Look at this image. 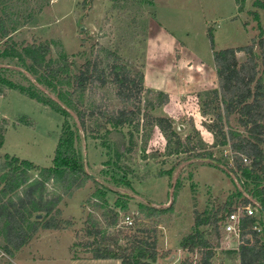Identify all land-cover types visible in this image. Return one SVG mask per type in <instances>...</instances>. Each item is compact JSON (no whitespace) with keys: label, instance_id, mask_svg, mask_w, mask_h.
I'll return each mask as SVG.
<instances>
[{"label":"rangeland","instance_id":"obj_1","mask_svg":"<svg viewBox=\"0 0 264 264\" xmlns=\"http://www.w3.org/2000/svg\"><path fill=\"white\" fill-rule=\"evenodd\" d=\"M261 4L264 0H0V75L7 80L23 86L34 81L17 57L27 44L46 43L47 59L63 67L62 77L98 60L108 77L106 84L90 85L85 93L74 86L63 90L81 110L108 114L124 103L111 81V66L116 63L131 75L144 74L140 113L118 127L95 114L87 116L83 129L72 105L45 85L41 90L68 110L67 117L0 84V123L7 121L0 160L6 161V155L28 156L40 166L51 165L66 120L75 149L96 180L67 195L58 184H46L48 195L61 194L60 213L54 217L69 221L62 229L73 231L77 255L92 256L87 243L94 238L87 231L95 220L102 235L118 239V246L128 251L135 239H156L162 254L156 264L200 263L202 251L182 248V241L197 230L196 211L206 215L220 211L225 216L235 207L261 206L258 191L264 179L257 177L259 173L245 176L241 170L231 171L234 151L221 143L214 128L217 102L208 104L213 101L211 91L219 88L209 33L214 35L215 50L252 44L264 29ZM255 52L260 54L258 45ZM238 53L239 62H245L248 55ZM62 57L70 63L68 69ZM263 68L260 61L264 77ZM135 104L127 105L137 110ZM157 117L167 118L175 134L161 128ZM229 129L244 132L238 115L225 125ZM29 175V181L37 177L35 171ZM146 206L172 207L161 216H147ZM110 208L119 212L113 226L103 218ZM128 214L135 220L131 229L122 223ZM259 222L264 239V215ZM199 230L213 245V262L239 264L240 235L220 228L218 236L212 226ZM55 239L48 238L43 248L55 258L42 264H70L66 249L70 235ZM3 245L0 232L4 254ZM10 263L14 264L1 255L0 264Z\"/></svg>","mask_w":264,"mask_h":264},{"label":"trees","instance_id":"obj_2","mask_svg":"<svg viewBox=\"0 0 264 264\" xmlns=\"http://www.w3.org/2000/svg\"><path fill=\"white\" fill-rule=\"evenodd\" d=\"M209 38L214 50L213 57L219 79V88L211 91L213 101L208 102V104L217 102L218 105L214 128L222 139L221 143L229 144L234 151V167H231V171L235 172L237 169L236 174L238 170H241L245 176L259 173L257 177L264 179V77L260 75V61L264 67V29L252 44L237 48L215 50L214 35L209 33ZM256 45L260 49V54L255 52ZM241 51L248 55L243 63H240L237 58V53ZM49 53L50 48L46 43L25 45L21 52H17V57L24 63L25 70L35 76L34 81H29V86H23L0 75V84L67 117L68 110L41 90L40 86L45 85L54 91L58 99L67 106L72 105L83 129H86L87 116L93 117L95 114L105 117L113 127L124 126L135 120L136 115L140 113L139 103L144 90L143 73L131 75L125 70L126 67L114 63L111 66L113 74L111 81L117 87V94L124 102L123 106L108 114L100 112L101 110L86 112L77 107L76 102L67 96L63 88L74 86L76 91L85 93L90 85L106 84L108 77L103 70H100L98 60L84 63L79 73L66 74L62 77L63 67L48 60ZM62 61L63 66L68 69L70 63L66 57H62ZM165 98L163 102L167 101L168 96ZM133 102L137 103L134 106L137 110L127 105ZM233 115H238V122L244 128V132L234 129L225 130V125L230 123ZM155 120L161 128L175 134L167 118L157 117ZM6 124V119H2L0 147L3 144ZM66 126L67 121L64 120L50 166H40L8 155H6V161L0 160V222H2L0 232L4 239L2 249L9 256L27 244L39 228L62 229L64 225L69 224L68 220L64 221L54 217L60 213L57 205L61 194L48 195L46 184L49 181L58 184L62 193L66 195L70 194L73 188L85 187L90 179L96 181L86 170L82 155L75 149L74 134L67 130ZM246 157L250 159V162L244 161ZM30 171L37 173V177L31 181H29ZM258 196L261 208L264 210V187L258 191ZM100 197L101 200L106 201L105 193ZM245 203H251V200L246 199ZM146 207L147 216H161L172 206L169 208ZM106 211L107 213H103V218L110 226L115 225L119 212L111 208ZM231 211L233 209L228 212ZM220 213L216 211L206 215L196 211L197 230L182 241V248L189 252L202 251L201 264H211L215 252L212 243L199 228L212 226V231L219 236L220 228L226 217ZM38 214L41 215L40 219H32ZM255 222L256 218L250 215L241 219L240 246L236 251L239 264H264V239L260 232L253 228ZM99 227V222L94 220V228L87 231L88 235L94 238L87 244L90 247L89 251L96 259L114 258L121 260V264H156L158 259L162 258L156 239L151 241L135 239L132 249L128 251L118 246V239H109L102 235Z\"/></svg>","mask_w":264,"mask_h":264},{"label":"crops","instance_id":"obj_3","mask_svg":"<svg viewBox=\"0 0 264 264\" xmlns=\"http://www.w3.org/2000/svg\"><path fill=\"white\" fill-rule=\"evenodd\" d=\"M243 30H245V28H243ZM242 46H246V44L232 46L229 48H237V47H242ZM244 53L245 52L241 51L238 53V55H241V56L245 55ZM7 132H9V130ZM20 159H24V160L34 163V161H32L31 158H29L28 156H20ZM68 234L70 235V242L68 246L66 247V249L68 252L67 254L69 257L70 264H121V260L119 259H114V258L113 259H100V258L96 259L93 257V253L90 252L89 250L88 252L91 253L92 255L91 257L88 256L89 255L88 253H85L86 255H77V253L75 252L76 248L75 249L72 248L74 246V240L76 239L74 237L73 231L69 229L39 228L38 231L34 234V236L28 241V243L23 245L19 250L14 251L12 256H9L5 253L3 254V256L9 257L10 261H12V263L14 264H30V263L42 264L44 261H49L50 258L51 259L55 258L54 257L55 254H51L48 256L43 251V248H46L44 243L48 241V238L55 237L56 238L55 240L62 241V238L66 237V235Z\"/></svg>","mask_w":264,"mask_h":264},{"label":"built area","instance_id":"obj_4","mask_svg":"<svg viewBox=\"0 0 264 264\" xmlns=\"http://www.w3.org/2000/svg\"><path fill=\"white\" fill-rule=\"evenodd\" d=\"M245 162H250V159L248 157L244 158ZM250 215L256 218V222L253 225V228L257 231H261L262 228H260V219L262 218V215H264V210L261 208V206L258 207H252V205L248 206H239L233 208V211L228 212L226 214L225 220L222 223V230L231 235L236 234L237 236L240 235V225H241V219L242 217ZM122 223L125 226V228L131 229L135 226V220L134 217L130 214L124 215L122 219ZM3 255V253H0V257ZM195 264H199L195 261ZM211 264H221V263H215L211 259Z\"/></svg>","mask_w":264,"mask_h":264},{"label":"water","instance_id":"obj_5","mask_svg":"<svg viewBox=\"0 0 264 264\" xmlns=\"http://www.w3.org/2000/svg\"><path fill=\"white\" fill-rule=\"evenodd\" d=\"M35 217H36V219H40L41 218V215L38 214Z\"/></svg>","mask_w":264,"mask_h":264}]
</instances>
